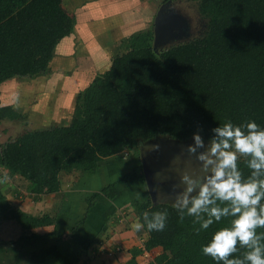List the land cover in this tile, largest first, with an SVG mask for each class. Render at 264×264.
Segmentation results:
<instances>
[{"label": "trees", "instance_id": "trees-1", "mask_svg": "<svg viewBox=\"0 0 264 264\" xmlns=\"http://www.w3.org/2000/svg\"><path fill=\"white\" fill-rule=\"evenodd\" d=\"M191 1L207 19L202 36L161 50L153 46L151 28L125 36L119 42L122 52L109 68L77 94L69 123L27 130L0 144V166L28 180L31 192L53 193L60 188L62 172H95L104 158L158 135L186 139L198 133L211 143L214 129L227 121L243 125L253 120L264 128V0ZM74 25L63 0H0V84L48 72L55 46ZM19 116L8 105L0 108V119ZM248 159L237 158L242 181L251 175ZM120 181L145 183L143 173L135 170ZM112 186L88 196L87 207ZM130 205L147 234L144 249L160 248L145 264H216L201 247L234 219L224 216L202 229L200 219L181 218L175 204H154L147 196ZM217 206L227 202L217 201ZM156 212L166 214V226L148 231ZM206 218L202 213L201 219ZM2 219H12L22 229L12 241L16 246L41 236L32 228L55 222L49 213L31 215L0 201ZM256 231L264 235V228ZM140 251L132 249L127 264H139L135 255ZM247 251L238 244L229 258L243 259Z\"/></svg>", "mask_w": 264, "mask_h": 264}, {"label": "crops", "instance_id": "crops-1", "mask_svg": "<svg viewBox=\"0 0 264 264\" xmlns=\"http://www.w3.org/2000/svg\"><path fill=\"white\" fill-rule=\"evenodd\" d=\"M63 2L68 5L63 4L74 17L75 25L72 32L55 46L49 69L57 61L59 74H53L50 80L66 81L67 92L72 97L66 109L69 118L79 91L97 74L107 70L117 55H112V47L118 46L120 40L129 34L149 29V18L139 16L142 8H146L139 0H129L128 7L125 4L111 9L103 4L113 0ZM146 6L149 9V5ZM87 69L92 72L86 74ZM31 78L35 81L33 91L48 82L44 74ZM101 167L92 173L62 172L60 188L56 192L36 194L29 190L25 178L11 175L0 166V201L5 207L31 215L49 213L55 216L54 224L32 228L31 232L41 236L22 246L12 243L22 233L18 223L12 219L0 220V264H127L132 249L141 250L135 255L139 264L151 261L160 248L144 249L147 234L143 228L134 229L133 225L140 221L130 205L133 198L127 194L132 190L141 194L142 183L120 181L123 173L99 171ZM111 183L113 186L108 188L107 196H98L88 208L86 198ZM113 192L117 195L112 199ZM54 230L59 236L52 233Z\"/></svg>", "mask_w": 264, "mask_h": 264}, {"label": "rangeland", "instance_id": "rangeland-1", "mask_svg": "<svg viewBox=\"0 0 264 264\" xmlns=\"http://www.w3.org/2000/svg\"><path fill=\"white\" fill-rule=\"evenodd\" d=\"M84 1L92 3L98 0ZM114 1L115 0H113V2L104 3L103 7L111 9L112 7H120L125 4L126 7L130 5L129 0ZM163 1L164 0H139V2L141 4L143 3L144 7H146L142 8L143 12L141 15L139 14V16L149 18V28L153 30V23L161 7V13L163 14L161 23L163 21L169 26L168 35L172 36L170 39L168 38L164 41L160 38L155 43L153 34V46L155 48L161 50L170 45L200 37L205 33L207 19L200 15L195 1ZM146 4L149 5V9ZM64 5L68 6L66 4ZM147 9L148 11L144 12ZM137 11H140V9H137ZM111 50L113 52L112 55L122 52L119 44L118 46L112 47ZM53 64V68L49 69L48 72L44 74L49 83L46 82V84L38 90H32L35 81H33L31 77H14L4 81L0 85V108L8 105L11 109L20 114V116L15 119H10L8 117L0 119V144L15 139L27 130L65 125L71 120L73 113H70L68 118L66 109L72 97L67 92L65 80H50L53 74H59L58 72L60 71L57 61L56 63L53 62ZM76 66L77 68H82L81 65ZM103 68L105 69L106 65ZM91 70L87 69L86 74L92 72ZM52 83L53 85H51ZM63 112L64 114H62ZM33 115H35L34 119L31 118ZM60 115H62L63 118L60 119ZM35 122H37V124H35ZM192 136L186 139H176L168 135H158L148 141H140L133 149H125L118 154L104 158L101 164L102 167L99 171H117L125 174L135 170L142 173L140 155V148H142L144 155H146L147 151L148 155L146 158L150 160L147 161L149 163L148 166L154 171H158V178L163 182L156 186V202L164 201L177 205L178 197L184 192L186 187L181 179L184 174L199 179L201 183L204 180V176L210 174L202 170V162L197 159V155L200 152L207 151L210 147V142L201 137L204 142V147L198 148L196 153H190L188 151V146L194 143ZM242 156L243 155L237 154V158H241ZM26 182L28 183V187H30V182L28 180H26ZM140 191L141 194L138 190H132V192L127 194L131 195L130 197L133 199L135 197L138 199L147 196L150 197L145 183H142V186H140ZM197 191L198 189H194L192 193H189V196L191 197ZM115 195H117V192H113L111 198L113 199Z\"/></svg>", "mask_w": 264, "mask_h": 264}, {"label": "clouds", "instance_id": "clouds-1", "mask_svg": "<svg viewBox=\"0 0 264 264\" xmlns=\"http://www.w3.org/2000/svg\"><path fill=\"white\" fill-rule=\"evenodd\" d=\"M214 132L210 147L197 155L202 170L210 174L204 176L202 183L184 174L181 179L186 187L176 206L181 209V218L186 214L200 219L202 229L209 228L213 220L234 217L229 227L216 231L201 247L202 253L210 256L216 264H264V243H261L264 235L256 231L264 228V128L253 120L243 125L227 121ZM192 139L194 143L188 146V151L196 153L198 148L204 147V142L198 133H193ZM237 154L250 157L247 166L252 171L247 180L241 179ZM194 189H198L197 194L190 197L189 193ZM217 201L227 202V206H217ZM202 213L207 215L206 219H201ZM165 221L166 214L156 212L146 228L148 231H163ZM133 227L139 231L143 225L137 222ZM238 244L248 251L243 259H230Z\"/></svg>", "mask_w": 264, "mask_h": 264}, {"label": "water", "instance_id": "water-1", "mask_svg": "<svg viewBox=\"0 0 264 264\" xmlns=\"http://www.w3.org/2000/svg\"><path fill=\"white\" fill-rule=\"evenodd\" d=\"M161 11H162V7L160 8V10L158 11L156 15L154 26H153V34H154L155 43L160 39V26L164 23L163 21L161 23V20L163 17V14L161 13ZM167 27L169 26L167 25ZM164 32H166V30ZM141 166H142V173L144 176L145 185L147 187L151 200L155 204L157 203L156 202V184L158 183V181L154 179V170L148 166L147 162L145 161L143 157L141 158Z\"/></svg>", "mask_w": 264, "mask_h": 264}, {"label": "flooded vegetation", "instance_id": "flooded-vegetation-1", "mask_svg": "<svg viewBox=\"0 0 264 264\" xmlns=\"http://www.w3.org/2000/svg\"><path fill=\"white\" fill-rule=\"evenodd\" d=\"M165 1H167V0H164L163 2H165ZM162 2V3H163ZM154 24V23H153ZM163 25V26H162ZM161 26H160V38H161V40H164L165 41V39H170V37H172V36H170L169 37V35H168V27H167V25H166V23H163ZM165 30H167L166 32H164ZM140 155H141V158L143 157L144 159H145V161L147 162V161H150V160H148V158H146L147 157V151H146V155H144V152H143V149L142 148H140ZM147 164L149 165V163L147 162ZM158 171H154V179L156 180V181H158V183L156 184V186L158 185V184H162L163 182L161 181V180H159V178H158V173H157Z\"/></svg>", "mask_w": 264, "mask_h": 264}, {"label": "built area", "instance_id": "built-area-1", "mask_svg": "<svg viewBox=\"0 0 264 264\" xmlns=\"http://www.w3.org/2000/svg\"><path fill=\"white\" fill-rule=\"evenodd\" d=\"M94 264H100V263H94Z\"/></svg>", "mask_w": 264, "mask_h": 264}]
</instances>
